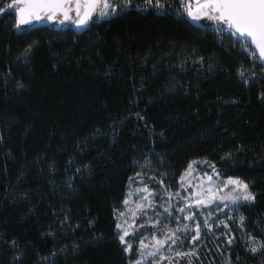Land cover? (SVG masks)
<instances>
[{
    "label": "trees",
    "instance_id": "16d2710c",
    "mask_svg": "<svg viewBox=\"0 0 264 264\" xmlns=\"http://www.w3.org/2000/svg\"><path fill=\"white\" fill-rule=\"evenodd\" d=\"M147 1L83 34L0 12V264H129L115 214L131 179L176 189L196 160L249 186L263 246L239 257L264 264V63L226 25Z\"/></svg>",
    "mask_w": 264,
    "mask_h": 264
},
{
    "label": "rangeland",
    "instance_id": "374dc122",
    "mask_svg": "<svg viewBox=\"0 0 264 264\" xmlns=\"http://www.w3.org/2000/svg\"><path fill=\"white\" fill-rule=\"evenodd\" d=\"M109 2L111 7L104 9L102 5L95 20L110 17L120 0ZM146 3L162 11H168L169 3V11H175L197 25L208 19H193L183 10L181 0H160L158 5L156 0ZM8 5L4 11L16 14L15 6ZM102 11L107 14L101 15ZM193 162L176 189L172 183L159 182L147 174L131 179L125 199L128 203H123L115 214L120 226L117 227L118 240L129 264L137 261L139 264H241L239 256L243 252L254 255L261 251L263 243L246 230L247 220L242 212L243 206L255 202L249 186L247 192L254 199L245 200L242 195L245 190L229 184V177H223L212 163L206 160ZM209 196H212L211 202H208ZM237 196L240 198L234 200ZM197 200L205 202L198 204ZM197 224L200 235L193 240ZM144 229L149 231L144 232ZM125 232L128 234L122 242L120 236ZM129 244L131 250H126ZM253 248H256L255 252Z\"/></svg>",
    "mask_w": 264,
    "mask_h": 264
},
{
    "label": "snow or ice",
    "instance_id": "6c2138e0",
    "mask_svg": "<svg viewBox=\"0 0 264 264\" xmlns=\"http://www.w3.org/2000/svg\"><path fill=\"white\" fill-rule=\"evenodd\" d=\"M71 3L72 0H12V4L8 7L15 6L19 18L18 22L25 24L31 19H40L44 15L48 19H54L58 12L62 13L65 19H71L72 17L69 16V12L72 11ZM127 3H131V0H127ZM156 3L158 5L160 0H156ZM101 4L104 9L111 7L109 0H75V13L78 17L76 23L78 25L86 24L91 19L95 8ZM181 5L183 10L193 19L207 17L210 20L222 22L233 34H239L244 38L243 46L250 56L255 60L264 61V0H181ZM82 8L84 9L83 14H81ZM2 11L4 9L0 8V12ZM106 14L103 11L101 12V15ZM240 74L243 76L244 73L241 72ZM191 168L192 165L190 164L189 169ZM228 183L235 185L237 188H243L245 191L242 195L245 200L254 199L252 194L247 192L248 185L239 179L229 177ZM239 198L238 196L233 197L234 200ZM211 199L212 196H209L208 202H211ZM204 202V200L196 201L198 204ZM124 203L127 204L128 201L125 200ZM117 227L120 226L117 225ZM196 228L197 231L196 235L192 237L193 240H196L200 235L199 224L196 225ZM127 234L125 232L124 235L120 236L122 242ZM157 243L162 242L158 241ZM229 243H231L230 240ZM126 250H131L130 244ZM252 251L255 252L256 248H253ZM178 255L180 254L178 253ZM136 264H139V261Z\"/></svg>",
    "mask_w": 264,
    "mask_h": 264
},
{
    "label": "water",
    "instance_id": "95a60500",
    "mask_svg": "<svg viewBox=\"0 0 264 264\" xmlns=\"http://www.w3.org/2000/svg\"><path fill=\"white\" fill-rule=\"evenodd\" d=\"M70 7L72 8V11L69 12V16L71 17V13L74 12L75 13V4L72 6V4L70 5ZM97 7L95 8V10L92 12V16L91 19L88 20V22L84 25H78L76 23V21L71 18V19H65L62 13H57L56 17L54 19H48L46 15L41 16L40 19H31L28 23L25 24H20L21 27L23 28H28V29H36V28H40V27H51L56 31H66L68 28H71L74 30L75 33L77 34H83L87 31L88 27L91 25V23L93 22V17L94 14L96 13ZM84 11V9H83ZM83 14V12L81 13ZM17 19L18 18V14L16 13ZM61 17L60 20L57 22V18ZM75 17L76 13H75ZM65 22V25L62 26V23ZM222 25H224L222 22H218ZM239 38H241L242 40L244 38H242L239 34H236ZM262 63H264V61H262Z\"/></svg>",
    "mask_w": 264,
    "mask_h": 264
},
{
    "label": "flooded vegetation",
    "instance_id": "af4514ba",
    "mask_svg": "<svg viewBox=\"0 0 264 264\" xmlns=\"http://www.w3.org/2000/svg\"><path fill=\"white\" fill-rule=\"evenodd\" d=\"M71 4H72V6H73V5L75 4V0H72V3H71ZM101 6H102V4H101L100 6L97 7L96 13L94 14V17H93V21L95 20V17H96L95 15H97V12H98V10L100 9ZM82 12H83V8L81 9V13H82ZM71 17H72L75 21L78 19V17H75V13H74V12L71 13ZM60 18H61V17H58V18H57V22L60 20ZM64 25H65V22L62 23V26H64Z\"/></svg>",
    "mask_w": 264,
    "mask_h": 264
},
{
    "label": "built area",
    "instance_id": "2783aa9c",
    "mask_svg": "<svg viewBox=\"0 0 264 264\" xmlns=\"http://www.w3.org/2000/svg\"><path fill=\"white\" fill-rule=\"evenodd\" d=\"M251 58H253L252 56H251ZM254 59V58H253Z\"/></svg>",
    "mask_w": 264,
    "mask_h": 264
}]
</instances>
